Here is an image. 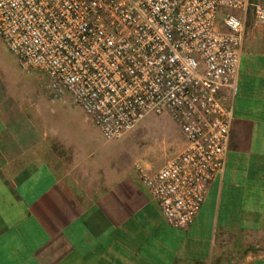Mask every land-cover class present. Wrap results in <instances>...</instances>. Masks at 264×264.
<instances>
[{"label": "crops", "instance_id": "crops-1", "mask_svg": "<svg viewBox=\"0 0 264 264\" xmlns=\"http://www.w3.org/2000/svg\"><path fill=\"white\" fill-rule=\"evenodd\" d=\"M250 4L225 167L184 231L117 147L132 134L105 142L0 40V264H264V0Z\"/></svg>", "mask_w": 264, "mask_h": 264}, {"label": "built area", "instance_id": "built-area-1", "mask_svg": "<svg viewBox=\"0 0 264 264\" xmlns=\"http://www.w3.org/2000/svg\"><path fill=\"white\" fill-rule=\"evenodd\" d=\"M250 0H0V40L55 101L79 107L105 142L167 117L181 152L135 165L164 223L184 231L223 172ZM264 24V6H254Z\"/></svg>", "mask_w": 264, "mask_h": 264}, {"label": "rangeland", "instance_id": "rangeland-1", "mask_svg": "<svg viewBox=\"0 0 264 264\" xmlns=\"http://www.w3.org/2000/svg\"><path fill=\"white\" fill-rule=\"evenodd\" d=\"M252 2L255 3V0ZM44 82L43 77L41 83ZM129 134H132L131 140L120 142L117 147L143 169L145 166L159 169L183 148L180 132L166 117L147 118Z\"/></svg>", "mask_w": 264, "mask_h": 264}]
</instances>
